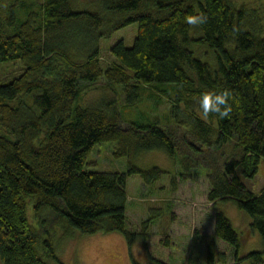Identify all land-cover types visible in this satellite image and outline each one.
I'll return each instance as SVG.
<instances>
[{
  "label": "trees",
  "instance_id": "trees-1",
  "mask_svg": "<svg viewBox=\"0 0 264 264\" xmlns=\"http://www.w3.org/2000/svg\"><path fill=\"white\" fill-rule=\"evenodd\" d=\"M194 13L207 23L186 24ZM132 22L133 45L114 42L102 64L101 38ZM2 65L18 72L0 76L3 264H49L56 227L118 230L129 243L140 237L150 264H169L171 234L127 228L125 210L127 176L149 184L164 169L86 168L93 144L104 140L116 141L117 156L161 149L178 157L185 169L174 191L202 168L207 201L231 199L250 216L238 229L213 207L207 263L264 264V248L242 251L256 230L264 241V0H0ZM99 80L112 97L82 102ZM225 88L236 97L230 117H202L201 95ZM144 91L158 98L155 107L171 99L168 111L123 117L121 109L135 114ZM30 198L36 223L26 214Z\"/></svg>",
  "mask_w": 264,
  "mask_h": 264
},
{
  "label": "rangeland",
  "instance_id": "rangeland-1",
  "mask_svg": "<svg viewBox=\"0 0 264 264\" xmlns=\"http://www.w3.org/2000/svg\"><path fill=\"white\" fill-rule=\"evenodd\" d=\"M136 31L137 23L132 22V24L113 31L110 37L101 38L99 46L102 64L111 57L109 54L111 44L123 39L125 45L132 46L133 39L137 34ZM7 72L8 76L18 73L17 70L12 69L11 65H2L0 76ZM101 84L102 80H99L94 84L96 87L86 90L82 102H99L103 97L111 98L113 92L99 88ZM160 98L161 103L155 107L158 98L153 93L149 95L145 92L132 107L135 114L131 117L127 116V108L121 109V114L129 120H136V117L138 120H143V113L160 118L164 112L168 111L171 102V99ZM139 112L143 113L138 114ZM116 145V141L112 140L93 144L88 155L89 163L86 168L125 172L129 165H136L142 169H149L151 166L164 169L161 176L149 184H145L142 177L136 173L127 176L125 210L127 228L138 230L147 226L146 230L148 231H163L171 234V246L168 251L170 256L167 255L169 264H208L205 255L206 238L214 234L213 217H211L213 207H219L232 220L236 228L242 229L248 226L250 216L238 208L233 200H218L214 206L208 203L204 194L208 184L203 177L202 168L194 166L196 170L192 169L189 176L192 178L193 172H199L203 175L197 176L192 181L183 180V182H179L178 189L174 191L172 184L174 180L182 179L185 169V163H179L178 157H170L161 149L143 151L134 155L117 156L113 154ZM257 182H259L258 179ZM31 202L30 198L27 201L26 214L30 222L36 223ZM64 232L61 228H55L53 244L56 250V258H48L49 264L151 263V254L146 250L140 237L129 243L126 236L118 230L94 232L93 234H82L77 229ZM262 248H264V241L260 232L256 230L249 239L244 241L242 251L249 252V250ZM45 259L47 260L46 256ZM0 264H3L1 258Z\"/></svg>",
  "mask_w": 264,
  "mask_h": 264
},
{
  "label": "clouds",
  "instance_id": "clouds-1",
  "mask_svg": "<svg viewBox=\"0 0 264 264\" xmlns=\"http://www.w3.org/2000/svg\"><path fill=\"white\" fill-rule=\"evenodd\" d=\"M185 23L192 28L200 27L207 23L208 17L204 13L188 14L184 17ZM236 102L232 90L225 88L222 91H206L199 98L201 115L207 118L210 114H217L220 118L230 117L233 103Z\"/></svg>",
  "mask_w": 264,
  "mask_h": 264
},
{
  "label": "crops",
  "instance_id": "crops-1",
  "mask_svg": "<svg viewBox=\"0 0 264 264\" xmlns=\"http://www.w3.org/2000/svg\"><path fill=\"white\" fill-rule=\"evenodd\" d=\"M208 203L212 204V202H208ZM212 221H213V220H212ZM212 223H213V226H214V221H213Z\"/></svg>",
  "mask_w": 264,
  "mask_h": 264
}]
</instances>
